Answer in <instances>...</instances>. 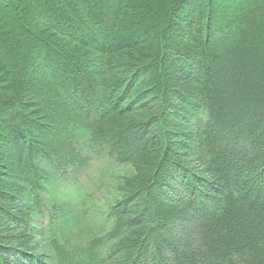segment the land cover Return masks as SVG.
<instances>
[{
	"label": "trees",
	"instance_id": "16d2710c",
	"mask_svg": "<svg viewBox=\"0 0 264 264\" xmlns=\"http://www.w3.org/2000/svg\"><path fill=\"white\" fill-rule=\"evenodd\" d=\"M0 264H264V0H0Z\"/></svg>",
	"mask_w": 264,
	"mask_h": 264
},
{
	"label": "rangeland",
	"instance_id": "374dc122",
	"mask_svg": "<svg viewBox=\"0 0 264 264\" xmlns=\"http://www.w3.org/2000/svg\"><path fill=\"white\" fill-rule=\"evenodd\" d=\"M131 173L132 168L128 165L113 163L104 156H92L81 172L71 175L67 187L61 190L60 196L67 199V191L72 192L68 215L76 218L74 221L77 222L76 224L70 223L75 240L83 241L92 235L102 234L110 228L111 222L105 220L103 222V218L98 215L102 210H108L109 206L120 197L115 189L117 178ZM82 192L88 193L90 197L81 204L78 197ZM70 193L68 192L69 195ZM43 226L48 228L47 220H44Z\"/></svg>",
	"mask_w": 264,
	"mask_h": 264
}]
</instances>
